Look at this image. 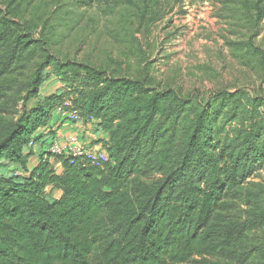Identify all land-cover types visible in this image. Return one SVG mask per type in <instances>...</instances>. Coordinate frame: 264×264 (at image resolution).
I'll return each mask as SVG.
<instances>
[{
  "label": "trees",
  "instance_id": "trees-1",
  "mask_svg": "<svg viewBox=\"0 0 264 264\" xmlns=\"http://www.w3.org/2000/svg\"><path fill=\"white\" fill-rule=\"evenodd\" d=\"M39 1L0 0V264H189L210 257L247 264L255 258L264 194L251 192L248 179L264 159L261 133L232 139L223 150L231 159L219 157L213 137L204 136L211 102L181 134L192 102L80 62L76 54L62 59L48 37L52 19L40 10L26 16L24 9ZM113 2L77 1L90 8ZM142 18L139 26L149 29ZM87 39L77 41L76 51ZM260 58L264 82V52ZM51 67L67 82L69 71H88L72 108L106 134L94 140L108 154L102 166L45 151L55 134L54 111L68 97L63 90L39 97ZM34 99L38 104L29 106Z\"/></svg>",
  "mask_w": 264,
  "mask_h": 264
},
{
  "label": "rangeland",
  "instance_id": "rangeland-1",
  "mask_svg": "<svg viewBox=\"0 0 264 264\" xmlns=\"http://www.w3.org/2000/svg\"><path fill=\"white\" fill-rule=\"evenodd\" d=\"M77 1L63 0L64 6H60L55 0H40L33 9H24L28 19L35 10L52 19L47 33L56 55L65 60L76 57L99 69L115 71L118 77L172 91L180 99L189 100L192 105L182 120L181 134L189 130L196 110L202 111L211 102L213 109L204 136L209 133L213 137L211 149L219 152V157L231 159L223 150L232 139L247 137L250 131L253 136L261 133L259 151L264 154L260 58L264 52V0H136V5L129 7L124 0H115L110 6L96 4L93 8ZM141 16L149 29L139 26ZM84 37L88 39L76 51L80 46L77 41ZM48 71L39 97L63 90L68 96L65 99H79L88 71L78 70L76 75L69 71L68 82L53 75L52 67ZM37 100L29 106L37 105ZM59 126L54 124L53 137L62 143ZM86 132L85 128L81 131L84 135ZM90 137L84 136L83 143ZM38 158L32 153L30 160ZM248 181L258 198L264 194V159ZM228 189V185L224 187V191ZM51 194L56 196L58 192L53 190ZM260 199L264 202V196ZM257 238L259 253L247 264H264V229ZM198 261L239 264L218 257L196 258L189 264Z\"/></svg>",
  "mask_w": 264,
  "mask_h": 264
},
{
  "label": "built area",
  "instance_id": "built-area-1",
  "mask_svg": "<svg viewBox=\"0 0 264 264\" xmlns=\"http://www.w3.org/2000/svg\"><path fill=\"white\" fill-rule=\"evenodd\" d=\"M72 107V100L66 99L61 106L56 108L54 113L63 115L67 120L72 123H82L83 120L81 118L80 112ZM90 120H93V118L90 117ZM81 138H83V135L75 133L72 134L68 139L64 140L62 143H59L52 136L44 144V149L47 153L53 154L54 156L71 154L73 156H79L86 159L92 165L102 166L103 163L108 160V154L103 149V146L85 147L82 144ZM30 146L37 150V145L34 142H31Z\"/></svg>",
  "mask_w": 264,
  "mask_h": 264
},
{
  "label": "crops",
  "instance_id": "crops-1",
  "mask_svg": "<svg viewBox=\"0 0 264 264\" xmlns=\"http://www.w3.org/2000/svg\"><path fill=\"white\" fill-rule=\"evenodd\" d=\"M53 121H54L53 124L58 123V126L61 125V126H59L57 133L62 136V137H60L62 140L68 139L72 134H75V133L81 134V135H83V137L88 136V134H90L91 140L87 141V138H86V141H87L86 143H83L84 139L81 138L82 144L85 147H102L101 142L98 141L96 143L95 141L97 139L99 140L100 137H102V138L107 137L106 134H103L101 131H97V129L92 127V125H84L83 126V123H78V124L72 123L69 120H67L63 115H59V114L54 113L53 114ZM83 127L85 128V130H87L85 135L81 133V131L84 130ZM79 128H81V129L83 128V129L79 130ZM35 151L37 152V150H35ZM35 155H37V154H35ZM51 161H52V159H51ZM37 162H38V160L33 161L31 163H32V165H36ZM54 165H55V168L57 169V172L60 173L62 171L61 164L56 161V163Z\"/></svg>",
  "mask_w": 264,
  "mask_h": 264
}]
</instances>
